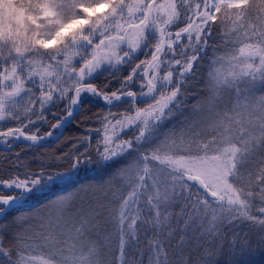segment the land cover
I'll list each match as a JSON object with an SVG mask.
<instances>
[{"label": "snow or ice", "instance_id": "obj_1", "mask_svg": "<svg viewBox=\"0 0 264 264\" xmlns=\"http://www.w3.org/2000/svg\"><path fill=\"white\" fill-rule=\"evenodd\" d=\"M0 264H264V0H0Z\"/></svg>", "mask_w": 264, "mask_h": 264}, {"label": "trees", "instance_id": "obj_2", "mask_svg": "<svg viewBox=\"0 0 264 264\" xmlns=\"http://www.w3.org/2000/svg\"><path fill=\"white\" fill-rule=\"evenodd\" d=\"M97 83H100V81H97ZM99 109L98 108H93V107H88L87 109H86V111L87 112H92V111H98ZM47 127V126H46ZM83 131V128L81 127V128H77L76 127V124L75 123H71L67 128H66V130H65V136L66 137H71L73 134H76V133H78V132H82ZM64 142H62V144H63ZM54 147H58V146H54ZM22 149L21 148H17V151H21ZM95 175V173H90L89 174V177L90 176H94ZM89 177H85V179L87 180ZM258 260H259V258H257Z\"/></svg>", "mask_w": 264, "mask_h": 264}]
</instances>
